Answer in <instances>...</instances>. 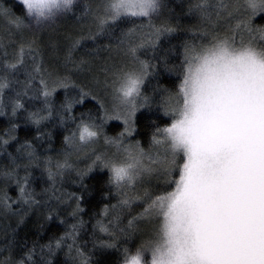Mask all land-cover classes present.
Listing matches in <instances>:
<instances>
[{
  "label": "trees",
  "instance_id": "trees-1",
  "mask_svg": "<svg viewBox=\"0 0 264 264\" xmlns=\"http://www.w3.org/2000/svg\"><path fill=\"white\" fill-rule=\"evenodd\" d=\"M219 1L157 0L156 10L151 12L157 19L124 17L107 27L95 43H83L77 49L87 36H73L80 40L72 43V52L66 47L59 60L47 61L45 50L50 54L54 41L61 44L68 27L61 26L54 33L55 39L50 38L54 31L50 29L41 37L30 35L27 25H34L35 17L27 14L19 0H0V82L7 85L0 89V264H124L126 249L134 254L155 238L157 226L152 220L151 236L139 229L147 220L141 219L133 227L128 222L144 213L150 198L165 195L172 187L161 190L157 186L145 199L143 195L128 199L116 187L111 170L92 150H74L66 157L76 144L72 137L77 128L102 117L103 108L87 76L102 63L107 50L116 46L112 41L123 40L132 30L149 25L166 32L152 52L138 57L150 66L151 76L142 89L149 105L136 115L131 140L148 150L158 129L172 123L165 108L183 82L186 49L200 47L207 34L204 16L216 12ZM80 10L83 20L89 5ZM42 20L40 26L50 22ZM249 22L264 28V17H252ZM14 31L20 38L13 36ZM94 31L90 37L98 32ZM240 31L243 36L250 34ZM235 34L230 31L227 35ZM251 34L259 44L264 43L259 32ZM101 51L105 56L98 62L94 56ZM13 58L19 60L14 69L9 67ZM45 91L50 94L45 96ZM102 132L106 138H114L124 133V127L110 123ZM93 144L102 146L97 141ZM128 206L131 209H125ZM101 224L108 226V233L101 231ZM109 241L118 246L109 248ZM149 252H144V259L150 264Z\"/></svg>",
  "mask_w": 264,
  "mask_h": 264
},
{
  "label": "snow or ice",
  "instance_id": "snow-or-ice-1",
  "mask_svg": "<svg viewBox=\"0 0 264 264\" xmlns=\"http://www.w3.org/2000/svg\"><path fill=\"white\" fill-rule=\"evenodd\" d=\"M73 2L20 0L37 22L70 10ZM244 3L250 20L257 14L264 17V0ZM156 8L157 0H105L99 27L121 16H148ZM242 26L259 32L264 41V28L241 21L236 29ZM185 60L179 98L165 108L172 123L158 129L160 138L153 137L155 144L171 150V160L163 162L168 175L170 165L181 158L178 179L171 181L173 191L156 196L145 208L146 215L160 218L158 231L134 254L126 249L124 264H149L145 251L151 252L150 264H264V43H237L233 35L186 49ZM147 67L141 62L140 72L126 74L118 89L130 115L137 108ZM6 86L0 82V89ZM95 136L87 125L79 133L82 142ZM144 156L142 149L139 155L129 151L130 163L106 165L114 182L131 185L141 174L155 171L143 164ZM147 158L152 164L160 162Z\"/></svg>",
  "mask_w": 264,
  "mask_h": 264
},
{
  "label": "rangeland",
  "instance_id": "rangeland-1",
  "mask_svg": "<svg viewBox=\"0 0 264 264\" xmlns=\"http://www.w3.org/2000/svg\"><path fill=\"white\" fill-rule=\"evenodd\" d=\"M20 1V0H19ZM89 5V12L87 17L85 19H81L79 14L81 12V8L84 5ZM104 4L105 0H74L73 4L71 5L70 10L65 11H59L54 16H52L50 19V22L46 25L40 26V22L43 21L42 19L37 22L36 18L33 19L34 25H27V29L30 30V35H36L39 37L49 34V29L54 30L50 38H54V33L60 29V27H68L66 28L64 41L61 44H58V42L54 41L52 44V52L48 54V52L45 50V56L47 61L48 60H59L61 58L60 51L65 52L66 47L70 52L73 51V48L75 46L74 43L75 40H80L79 38L76 39L73 36L76 37H84L87 36L86 39L83 41L80 40V44L77 45L76 49L79 48L80 45L83 43H95L103 31L109 27L110 25L116 23L120 19L124 17H141V16H121L119 19L113 21H109L106 25H104L103 29L101 30L99 27V17L105 15L104 12ZM222 4L224 5L222 7ZM216 12L208 13V15L204 16V25L203 27H207V34H205L204 40L199 43L198 46L208 44L215 39H224L228 36V32L235 31V38L237 43H239L241 40L244 42H248L251 39H255L254 36L250 33L249 35L243 36V34H240V30L247 31L243 26L240 29H236V25L240 23L241 21L249 22L250 19V13L246 11L244 0H220L219 5L217 8L214 9ZM153 13V12H152ZM152 13H150L147 17L149 19L147 20H155L158 17L152 18ZM161 16V15H160ZM144 17V16H143ZM254 20H259L260 18H263L261 14H257L255 17H253ZM70 22V24H65ZM22 22H18L19 25H21ZM26 24V23H25ZM95 28L98 32L95 33V37H90L89 35L94 33ZM17 30V29H16ZM24 32V31H23ZM166 32L161 28H156L152 25H149L145 28L135 29L132 30L128 35H126L123 40H115L111 43L113 45H119V47H111V49L105 53L107 55L105 59L102 61V63L95 69L91 76L88 74V78L91 81L90 85L93 87L94 91L97 93L95 97H97L98 101L100 102L103 113L102 117L98 122L95 123H89L86 124L90 127L91 130L96 132V136L92 138L91 140L87 142H82L79 139V133L82 127L85 125H80L73 135V139H75L74 146L72 147V150L69 149L71 152H67L66 157L71 156L74 153V150H82L88 152V149L92 150L94 154L97 157H100L105 165H111V164H126L130 163L131 161L128 159L129 151L132 152L133 155H139V151L143 148L141 145H137L132 142V138H134L133 134L135 133V117L139 113L140 110L147 107L149 105V100L147 97L144 96L142 93L143 84H145V80L147 76H151L150 74V66L148 63L143 59H138L140 55L143 54V52L147 51L148 53L152 52L153 48L157 44V40L161 39ZM14 37L20 38V34L16 31H14L13 34ZM72 36L71 39H69ZM69 39V40H68ZM257 44L258 40L255 39ZM66 42H70L71 44H68L66 46ZM159 42V41H158ZM264 42V41H263ZM111 44V45H112ZM152 46V47H151ZM135 49V54L132 53L131 49ZM74 49V51L76 50ZM150 50V51H149ZM102 51L99 53H95L96 59L98 62L102 60V57L105 56ZM186 55V52H185ZM24 58V57H23ZM13 58V60L10 61L12 64H19V60L16 58ZM22 60V59H21ZM20 60V61H21ZM44 61V59H43ZM97 62V61H93ZM141 62L146 64L147 67V74L144 76L143 83L140 86V93L141 96L137 98V108L134 112V114H129L128 106L121 102L120 93L118 92V89L121 85V83L124 80V77L128 73H139L141 70ZM186 64V60H185ZM187 66V65H186ZM179 91L175 95H171L172 97H169L170 100H167L166 105L172 104L174 105L176 103V100L179 98L178 96ZM96 99V100H97ZM168 117L172 118L170 114H166ZM121 123L124 127V133L118 137H108L103 133L102 131L106 127L107 124L110 123ZM161 137V133H158L157 138ZM93 141H97L98 143L102 144V146H99L97 144H93ZM89 147V148H88ZM145 156L142 158V162L145 166H150L155 171H153L150 175L149 174H141L140 177H138L135 182L131 185L124 183L120 186H118L116 183V187L118 190L127 195L128 199L131 197H138L142 196V199H145L149 193L152 190H156V187H161L162 189H168L172 187V189H175V185L171 182L174 179H178V168L177 165L181 163V158L178 157L176 160L175 165H170V167L173 169L172 174L168 175V172L165 170L163 162L165 160H171V150L167 147L165 144H155L153 142L152 147L148 150L143 151ZM110 153V154H109ZM99 154H103L104 156H99ZM110 155H112V159L110 158ZM151 157L153 160L160 161L159 163L152 164L151 161L147 158ZM108 167V166H107ZM110 170L111 168L108 167ZM112 172V171H111ZM163 176V177H162ZM177 177V178H176ZM159 190V189H158ZM172 190V191H173ZM122 195V194H121ZM156 196H153L150 198V201L154 199ZM141 200V199H137ZM131 201V200H130ZM138 204V201L134 203V205ZM15 205H19V202ZM132 205V206H134ZM132 206H128L125 209H131ZM107 215L103 216V219L106 220ZM146 221L139 229L142 231L144 229L146 234H151L148 231H151L149 229L152 227L153 224L157 226L156 233L159 228V217L154 215H146L145 213L141 214L140 217H131L132 225L134 226L135 223L139 222L140 220ZM129 223V222H128ZM101 231L103 233H108L109 230L106 229L108 226H104V224H101ZM132 226V227H133ZM106 230V231H105ZM143 231V232H144ZM105 236V235H104ZM67 243H71L69 239H67ZM109 248H116L118 244H115L113 241H109L107 244ZM70 251H74L73 248L69 245ZM149 257L151 259V252H149ZM146 260V258H145ZM149 260V259H148ZM147 261V260H146ZM78 263V262H77ZM78 264H88L81 261Z\"/></svg>",
  "mask_w": 264,
  "mask_h": 264
}]
</instances>
